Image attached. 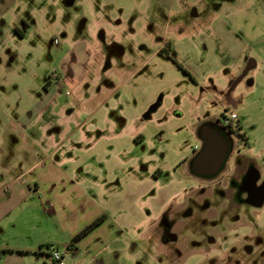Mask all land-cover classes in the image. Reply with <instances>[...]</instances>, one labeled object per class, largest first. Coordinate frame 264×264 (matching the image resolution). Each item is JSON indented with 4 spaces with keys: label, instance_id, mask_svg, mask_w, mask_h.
Instances as JSON below:
<instances>
[{
    "label": "rangeland",
    "instance_id": "obj_1",
    "mask_svg": "<svg viewBox=\"0 0 264 264\" xmlns=\"http://www.w3.org/2000/svg\"><path fill=\"white\" fill-rule=\"evenodd\" d=\"M23 22L25 39L15 34ZM256 27L263 35L261 0H0L1 191L5 173L45 162L51 141L43 126L52 121L63 127L54 129L53 150H60L53 156L66 173L75 169V183L93 202L78 221L110 219L73 257L65 248L72 228L57 229L39 198L20 202L0 220V264H54V251L63 254L59 264H89L109 232L114 242L91 264H264V62L245 64L257 50L245 36ZM90 37L116 52L98 71L99 60L79 44ZM108 63L113 70L105 74ZM89 87L103 89L90 96ZM232 113L248 140L235 145L226 176H188L182 163L201 142L194 127ZM122 114L126 130L115 137L112 123ZM239 152L258 167L238 182L228 171ZM67 190L59 187L60 197ZM165 220L177 243L161 240ZM42 244L49 245L43 261L18 256Z\"/></svg>",
    "mask_w": 264,
    "mask_h": 264
},
{
    "label": "crops",
    "instance_id": "obj_2",
    "mask_svg": "<svg viewBox=\"0 0 264 264\" xmlns=\"http://www.w3.org/2000/svg\"><path fill=\"white\" fill-rule=\"evenodd\" d=\"M261 1L262 4H264V0ZM67 4L69 6H72L73 4H75V0H67ZM22 24H23L22 29L21 28H15V29H19L20 31H22L24 33V36L23 37L19 36L16 30H15V34L19 36L21 39H25L26 29L28 26L25 22H23ZM84 28H86V26H84ZM230 29H232V27ZM237 33H238L237 35L238 40L240 42H244L243 36L240 34V32ZM82 34L83 32L81 33V35ZM252 36L251 37L245 36V38L247 39V41H249V43L252 42L253 46L256 45L257 50L253 49V52L251 54L249 53L247 54L246 57L245 55L243 57H245V60L247 61L245 62L246 67H249V69L250 68L257 69L260 67V64L264 62V34L262 35V32L258 34L256 27L255 30H253ZM79 44L85 46L84 49L85 51H90L92 53L91 57L93 56L94 58H97V60H99L98 62L99 64L96 67L97 71L101 68L100 66L102 61L107 60L110 63L113 62V58H114L113 53L116 52H114L113 50L111 51L110 49L106 51L101 50L100 48L103 44L101 40L94 37H90L89 40H87L86 38H82L79 39ZM109 51H111L112 53ZM107 67L108 69H106L105 74H109L113 70L112 64L109 65L108 63ZM85 71L86 73H88V69H86ZM249 85L250 87L256 85L254 79L250 81ZM52 89L54 88L52 87ZM52 89H50V91ZM102 89L103 88L101 87H95V88L89 87L87 93L90 96L92 95V93H95L97 95V93L102 91ZM50 91L49 89L47 90V95L50 93ZM95 99L96 97L93 98V100ZM105 104L109 105L107 100L104 101L103 105ZM234 105L236 106L235 103ZM150 113L153 112L151 111ZM70 118H74V116H70ZM116 119L117 120L116 121L114 120L112 123L113 125L112 131L116 135L115 137H120V134L126 130V124L128 122L127 119L123 116V114ZM207 121L208 119L204 117L199 121V123H197V125L198 124L200 125L203 122H207ZM50 122L52 121H48L43 126L46 139L49 137L48 139H50L51 141L49 146L51 150L43 147V153H48L47 158H45V162L41 163V162L33 161V163L31 164L25 163V166L23 167V169L25 170L19 171L17 175L14 174L9 176L8 174L5 173L1 177V182H2L1 184L4 185L2 187L3 191H1L0 188V198H5V200L0 204V220L5 218L6 216L8 217L12 215V212L15 211V209L18 207L20 202L29 201L32 200L33 198L34 199L39 198L41 200L40 205L44 216L52 218L51 219L52 224L57 229L60 228L61 230H68L69 228H72V236H71V240H72V238L76 236L86 226V224L89 223V221H92L94 219L93 217H91L90 220H85L84 222L82 220L78 221L80 209L83 210L85 207H88V205L91 206L93 202L91 201V197L89 195H86V193L82 191L81 189L82 187H80L77 183H75V178H77V176H73V174H77L75 169L73 174H70L69 172L66 173L67 170L64 169L65 165H63L61 158L58 157V155L53 156L55 154H59L58 151L60 150V148L57 150H53L57 145V141L54 142L53 139L54 135L56 134L54 133V129H56L58 132L59 129H62L63 127L61 126L59 127L57 126L56 128L51 127V124H49ZM66 123L67 122L64 121L62 125ZM29 124L25 126L28 127ZM109 133L113 134L111 130ZM82 138H87L86 134H82ZM27 139L34 146L35 145L40 146L41 143L40 139L35 136H32V134L28 133ZM13 141L18 142L17 139ZM17 169H18L17 167H12L11 170H17ZM16 172L17 171H15L14 173ZM83 181H86V179H84ZM92 183L94 186L98 184L93 181ZM63 185L67 186L68 188L67 195L64 197H60L59 187ZM89 185L91 186V182L89 183ZM80 203H81V207L76 206ZM109 220L110 219L108 218L105 221H103L102 224L99 225L93 232L97 230L100 231V229L101 230L103 229L105 231L107 229L106 223ZM92 233L90 235H92ZM90 235H87L80 241L78 245L79 249L84 248L85 246L84 243L87 240L86 238L89 237ZM114 237H115L114 234H112V232H109L105 235V237L99 238L97 240V246L95 247V251L93 250L92 253L93 256L91 257L89 264L97 263L98 256L100 255L103 249H105L108 245L114 242ZM70 241L65 245V248H69ZM44 247L49 248V245L42 244L41 246H39V249L33 251V253H21L18 256L27 257L32 255L36 260H38V262L43 261L45 257L47 258V256L43 254ZM12 255L14 254L9 252V254H7L6 256L12 257ZM49 258L51 259V257Z\"/></svg>",
    "mask_w": 264,
    "mask_h": 264
},
{
    "label": "water",
    "instance_id": "obj_3",
    "mask_svg": "<svg viewBox=\"0 0 264 264\" xmlns=\"http://www.w3.org/2000/svg\"><path fill=\"white\" fill-rule=\"evenodd\" d=\"M161 99L150 108L156 111ZM197 137L203 148L191 161L190 168L195 177L203 181L212 180L224 171L227 160L234 150V137L220 125V121L209 119L198 126Z\"/></svg>",
    "mask_w": 264,
    "mask_h": 264
},
{
    "label": "flooded vegetation",
    "instance_id": "obj_4",
    "mask_svg": "<svg viewBox=\"0 0 264 264\" xmlns=\"http://www.w3.org/2000/svg\"><path fill=\"white\" fill-rule=\"evenodd\" d=\"M233 105H234V103H233ZM221 117H222V115L220 117H217L216 120H219L221 127L224 128V129H227V131L231 134V136L236 138L235 145H236V147L238 149V143H240V141L238 140L237 133H236L235 129H233V127L235 125L232 124L230 127L226 128V126H224L222 124ZM206 119H208V116H206ZM198 126H199V124L194 127L196 134H197ZM202 142L203 141H201L200 144L197 145V147L194 150L192 156L189 157V158H186L185 161L182 163L183 169L187 172V175L190 176V177H193L195 179H198V180H201V179L195 177L194 174H192L191 168H190V163H191L192 159L199 152H201V150L203 148V143ZM235 145H234V147H235ZM235 148H234V150H232V152L230 154V157L227 160V163L225 165L224 171L221 174H219L217 177H215L214 179H217V178L221 179L224 176H226L225 170H226V168H227V166L229 164L230 159L234 158ZM256 167H258V166H257V164L255 163V161H254V159L252 157H250L248 155H242L241 152H239L238 155L236 156V159L233 161V164H232V166L230 168V171H228V173H229V175H233V173L236 174L237 180L239 182L244 177H246L248 175H251V173L253 171H255ZM231 171H233V172H231ZM223 180L226 181L225 178ZM222 182L223 181L221 180V182H219V183H222ZM232 192H231V194H229V197H232V195H233ZM230 203H233V202L230 201ZM162 225H163L162 226L163 228H162V233H161V238H162L161 240H163V242L177 243L178 240H179V237L177 236L176 232L173 231V225L174 224L170 223L168 220H165L164 223H162ZM208 242L210 244L215 243V238L210 237Z\"/></svg>",
    "mask_w": 264,
    "mask_h": 264
},
{
    "label": "trees",
    "instance_id": "obj_5",
    "mask_svg": "<svg viewBox=\"0 0 264 264\" xmlns=\"http://www.w3.org/2000/svg\"><path fill=\"white\" fill-rule=\"evenodd\" d=\"M15 30L19 36L21 37L24 36V33L22 31H20L19 29H15ZM233 129H235L238 140L240 142L242 141L246 142L248 140L246 135L241 134L239 127L234 126ZM105 220H106L105 215H102L101 217H99L98 219L90 223L89 225L85 226L76 236L72 238V240L69 243V248H68L71 251V256L75 257L80 252V249L78 246L80 241L87 235H90ZM54 264H57V263L54 262Z\"/></svg>",
    "mask_w": 264,
    "mask_h": 264
},
{
    "label": "built area",
    "instance_id": "obj_6",
    "mask_svg": "<svg viewBox=\"0 0 264 264\" xmlns=\"http://www.w3.org/2000/svg\"><path fill=\"white\" fill-rule=\"evenodd\" d=\"M237 119H238V116L235 113H232L230 118L228 116L227 117H225V116L221 117L222 124L224 126H226V128H228L232 124H234ZM68 251L69 250H67V252H65V253H68ZM50 257L55 263L59 264L61 262V260L63 259V254L60 253V251H54L52 256H50Z\"/></svg>",
    "mask_w": 264,
    "mask_h": 264
}]
</instances>
